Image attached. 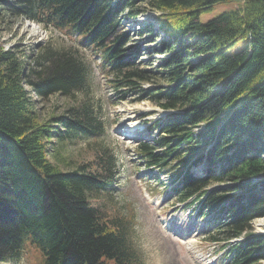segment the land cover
I'll use <instances>...</instances> for the list:
<instances>
[{
  "label": "trees",
  "instance_id": "trees-1",
  "mask_svg": "<svg viewBox=\"0 0 264 264\" xmlns=\"http://www.w3.org/2000/svg\"><path fill=\"white\" fill-rule=\"evenodd\" d=\"M222 1L0 0V15L77 35L119 78L113 87L120 92L147 80L126 69L123 44L131 37L121 33L123 21L157 14L158 28L150 23L141 33L158 38L155 31L163 32L159 52L168 54V83L151 99L172 113L141 154L149 167L181 176L180 202L200 205L202 217L221 216L217 228L224 236L213 240L227 242L229 264H262L264 235L247 230L264 217V0H243L241 8L202 24L200 16ZM244 38V50L228 54ZM89 89V70L73 52L47 45L27 66L0 35V264L20 259L27 244L40 251L43 264H144L130 222L107 219L91 202L114 186L109 148L73 169L50 162L49 156L65 163L54 145L101 137L106 127L88 100L43 120L32 95L46 100ZM205 162L206 176H195L191 169ZM216 183L223 190L208 192Z\"/></svg>",
  "mask_w": 264,
  "mask_h": 264
},
{
  "label": "rangeland",
  "instance_id": "rangeland-1",
  "mask_svg": "<svg viewBox=\"0 0 264 264\" xmlns=\"http://www.w3.org/2000/svg\"><path fill=\"white\" fill-rule=\"evenodd\" d=\"M242 6L243 0H223L211 11L203 13L200 22L206 24ZM156 16L148 11L135 21H123L121 33L131 36L123 44L124 57L129 61L126 66L130 67L126 69L138 71L147 80L136 79L134 87L122 88L120 92L113 87L119 78L106 74L101 67L100 54L94 48L81 44L78 36L46 30L33 21L7 13L0 15V35L4 47L14 49L27 66L34 63L41 49L47 45L56 50L73 52L87 66L89 90L73 97L55 95L46 100L32 95L37 113L43 120L62 114L77 102L88 100L106 127L101 137L54 145L52 150L60 151L65 163L60 164L49 156L50 162L59 164L65 170L73 169L79 164L96 161L101 156V148H109L116 160L114 186L111 190L95 194L91 202L102 210L107 219L123 216L130 222L134 244L144 264H228L224 248L227 242L213 240V237L223 239L224 235L219 234L217 228L221 216L211 214L201 218L195 202H180L176 195L175 175H166L149 167L141 154L143 145L158 139V127L166 116L151 99L168 83L163 66L168 54L159 52L164 49V35L160 27V33L156 34V30L154 34L159 35L158 38L141 33L150 23L154 25L153 29L158 28ZM247 45L248 39L244 38L228 49V54L240 53ZM132 126L135 128H128ZM137 128L141 131L140 136L132 137L135 135L132 131ZM199 170L197 173L202 174L203 171L206 174V166ZM223 185L213 184L209 190L222 191ZM247 232L263 236L264 217L252 220ZM241 240L243 238L238 241ZM5 264H43V259L39 250L27 244L20 259Z\"/></svg>",
  "mask_w": 264,
  "mask_h": 264
},
{
  "label": "bare ground",
  "instance_id": "bare-ground-1",
  "mask_svg": "<svg viewBox=\"0 0 264 264\" xmlns=\"http://www.w3.org/2000/svg\"><path fill=\"white\" fill-rule=\"evenodd\" d=\"M128 128H135L134 126H132V127H128ZM140 129L139 128H137L135 131H132L133 132V134H135V135H132V137H134L135 136V138H137V137H139L140 136V134H141V131H139ZM205 164V166H206V172H207V167H208V164L205 162L204 163ZM225 206V205H224ZM220 221H221V219H220Z\"/></svg>",
  "mask_w": 264,
  "mask_h": 264
}]
</instances>
